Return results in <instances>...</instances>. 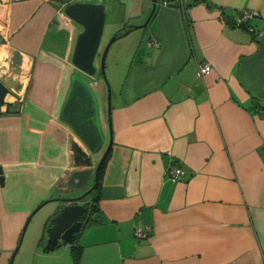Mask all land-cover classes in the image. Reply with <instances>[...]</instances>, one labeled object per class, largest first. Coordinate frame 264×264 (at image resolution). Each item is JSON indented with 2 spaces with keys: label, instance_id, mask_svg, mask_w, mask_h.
I'll return each instance as SVG.
<instances>
[{
  "label": "crops",
  "instance_id": "obj_1",
  "mask_svg": "<svg viewBox=\"0 0 264 264\" xmlns=\"http://www.w3.org/2000/svg\"><path fill=\"white\" fill-rule=\"evenodd\" d=\"M103 1L98 71L109 39L152 7ZM64 8L0 0V79L14 93L8 110L0 107V264H9L37 205L71 191L69 145L78 137L60 108L83 28ZM240 9L256 11L248 23L264 28V0H157L139 33L113 42L110 129L107 84L86 76L106 136L94 166L111 135L87 197L105 221L89 217L72 244L45 251L64 205L49 201L29 220L12 264H264V36L237 25ZM204 61L212 69L197 77ZM171 165L183 170L176 180Z\"/></svg>",
  "mask_w": 264,
  "mask_h": 264
},
{
  "label": "water",
  "instance_id": "obj_2",
  "mask_svg": "<svg viewBox=\"0 0 264 264\" xmlns=\"http://www.w3.org/2000/svg\"><path fill=\"white\" fill-rule=\"evenodd\" d=\"M150 1L152 7L145 21L141 24L133 25L119 34L115 33L106 43L100 55L99 69L108 88L107 113L109 129L111 125V103L110 86L104 74L106 55L117 38L126 35L132 29L141 28L149 22L157 5V0ZM64 12L83 28L75 41L72 63L84 74L93 76L97 71L95 60L99 53L105 22V5L101 2H74L67 5L64 8ZM8 93L14 94L11 87L0 79V107L5 106L7 110L13 104V102L5 99ZM60 118L70 126L80 141H72L69 145L71 163L76 167L65 184L71 191L67 196L45 199L39 203L29 214L21 232L22 238L29 220L45 203L49 201L64 203L51 217L50 225L46 229L45 251L54 250L65 244H72L87 218L91 217L95 220L105 221L99 212H93L90 209L91 206L87 202V196L97 185L100 169L111 147V135L107 146L94 166L95 154L102 151L106 136L100 120L98 98L87 77L77 72L70 75V85L60 108ZM3 178L4 176L0 169L1 184H3ZM90 180H93L92 185H90ZM20 241L9 264L13 263Z\"/></svg>",
  "mask_w": 264,
  "mask_h": 264
},
{
  "label": "built area",
  "instance_id": "obj_3",
  "mask_svg": "<svg viewBox=\"0 0 264 264\" xmlns=\"http://www.w3.org/2000/svg\"><path fill=\"white\" fill-rule=\"evenodd\" d=\"M90 0H61V8L66 7L67 5L74 3V2H87ZM165 2V1H164ZM256 11L248 10V9H240L238 11V16L236 18V23L238 26L245 27L249 33H251L255 38L264 36V28H255L248 23L251 16L255 15ZM149 43L153 45H157L156 41L150 39ZM212 66L209 62L204 61L198 64L196 70V76L201 77L204 74H207L211 71ZM168 174L172 180H176L183 175V170L177 165H171L168 168ZM134 235L136 237H142L145 233L140 228L134 229Z\"/></svg>",
  "mask_w": 264,
  "mask_h": 264
},
{
  "label": "rangeland",
  "instance_id": "obj_4",
  "mask_svg": "<svg viewBox=\"0 0 264 264\" xmlns=\"http://www.w3.org/2000/svg\"><path fill=\"white\" fill-rule=\"evenodd\" d=\"M90 1H92V0H90ZM106 0H104L103 2H105ZM92 2H96V0H93ZM106 12V11H105ZM140 29H142V28H138V29H135V30H133L132 32H129V34H126V35H124V36H122L121 37V39H128L127 37H129L128 35H130V33H139V32H136V31H140ZM132 35H136V34H132ZM118 41H119V39H118ZM112 46V45H111ZM111 48V47H110ZM110 50V49H109ZM109 52V51H108ZM110 55L111 54H108L107 53V55H106V59H105V63H104V74H105V76H106V80L108 81V83H109V79L111 78V71L109 70V59H110ZM77 73H79L80 75H82V76H84V77H86L87 75H85L83 72H81L78 68H77ZM95 74H96V76H102L101 75V72L100 71H96L95 72ZM105 108L107 109V104H106V106H105ZM99 156V154L97 153V154H95V158L94 159H97V157ZM92 180H90V183L92 184Z\"/></svg>",
  "mask_w": 264,
  "mask_h": 264
},
{
  "label": "flooded vegetation",
  "instance_id": "obj_5",
  "mask_svg": "<svg viewBox=\"0 0 264 264\" xmlns=\"http://www.w3.org/2000/svg\"><path fill=\"white\" fill-rule=\"evenodd\" d=\"M99 175H100V172H99ZM98 182H99V177H98ZM98 182H97V184H98ZM92 184H93V182H92ZM92 184L90 183V185H92ZM90 185H89V186H90ZM89 186H88V187H89ZM92 191H93V190H92ZM92 191H91V192H92ZM91 192H90V193H91ZM90 193H89V194H90ZM89 194H88V195H89ZM87 197H88V196H87ZM90 209H91V208H90Z\"/></svg>",
  "mask_w": 264,
  "mask_h": 264
},
{
  "label": "trees",
  "instance_id": "obj_6",
  "mask_svg": "<svg viewBox=\"0 0 264 264\" xmlns=\"http://www.w3.org/2000/svg\"><path fill=\"white\" fill-rule=\"evenodd\" d=\"M101 171V170H100Z\"/></svg>",
  "mask_w": 264,
  "mask_h": 264
}]
</instances>
